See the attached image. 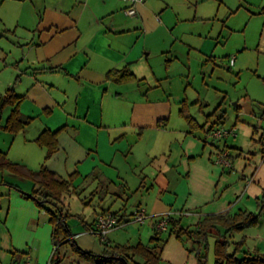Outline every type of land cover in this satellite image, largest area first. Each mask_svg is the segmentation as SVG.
Here are the masks:
<instances>
[{
    "label": "crops",
    "instance_id": "1",
    "mask_svg": "<svg viewBox=\"0 0 264 264\" xmlns=\"http://www.w3.org/2000/svg\"><path fill=\"white\" fill-rule=\"evenodd\" d=\"M149 1L137 5V15L130 17L123 13L128 6L123 0H0V75H5L0 81V99L13 89L21 98L20 114L32 119L17 134L0 128V151L24 173H38L44 165L59 180L72 181L70 193L81 194L88 187L92 189L91 202L99 201L92 220H81L84 228L76 234L68 223L72 238L84 251L97 255L104 252V246L97 243L99 238L90 232L100 215H117L128 225L134 212L141 208L149 216L145 225L153 236L156 224L168 213H173L178 223L175 231L197 230L206 218L258 215L255 224L234 231L227 238L230 252L236 243H241L244 251L264 254V94H247L243 104H234L236 122L226 129H234L237 136L227 137L222 143H217L210 134L211 128L226 127L222 104L206 115L204 125H200L190 113L187 100H181L179 117L183 125L176 139L180 162L172 164V159L165 155L159 165L155 146L161 135L167 136L168 141L173 132L169 128L173 94L163 87L161 79L151 86L145 84L146 78L136 74L144 68L139 64L144 59L148 62L153 53L147 42L142 43L141 35L146 30L149 36L161 27L170 31L171 24L163 25L157 20L158 12L166 15L171 8L189 9L190 5L186 0ZM263 9L264 6L260 7L254 16L264 19ZM203 21L200 20V34L194 32L200 37L198 48H188L196 50L211 64L219 58L217 51L223 34L212 35L214 23ZM209 26L212 28L206 32ZM258 50L264 54V21ZM228 62L231 70L236 63L231 66L230 59ZM165 64L171 69L173 59L166 56ZM121 72L131 73L134 80L109 78L110 73ZM7 110L9 114L4 121ZM11 111L9 107L3 112L1 127ZM45 131L58 134V150L48 160L46 148L37 144ZM257 140L259 154L255 152L257 149L249 152L250 143ZM133 143H145L147 161L155 164L158 160L159 169L150 177L153 183L149 188L146 177L137 178L140 189L156 194V204H139L130 213L127 203L133 188L127 164ZM223 153L228 154L230 169L216 165ZM4 175L14 181L8 183L19 187V190L9 188L5 195L16 209L28 213L24 219L28 227L30 219H35L37 207L23 194H29L34 183L9 173ZM63 207L68 222L71 214L64 202ZM183 211L194 213L188 225L183 222L185 217L179 215ZM9 216L10 213L7 223ZM9 229L14 238L16 233L19 235L18 229L13 226ZM224 233L225 229L218 226L209 235H216L218 240ZM14 238L11 248L15 255L9 264L26 260L32 264L48 263L41 254L48 248V241L39 240L31 245L29 238L22 236L17 241ZM108 244L113 247L110 241ZM39 249L42 250L38 254ZM162 257L171 264L164 257V250Z\"/></svg>",
    "mask_w": 264,
    "mask_h": 264
},
{
    "label": "rangeland",
    "instance_id": "2",
    "mask_svg": "<svg viewBox=\"0 0 264 264\" xmlns=\"http://www.w3.org/2000/svg\"><path fill=\"white\" fill-rule=\"evenodd\" d=\"M161 1L168 2L167 0H156V2ZM172 1L176 2L178 0ZM186 3L190 5L189 9L184 7L171 8L166 11V15L158 12L157 20L163 25L171 24V26L169 25L170 31L161 27L149 36H147L146 30L141 35L143 37L142 43L147 42L153 53L148 62L144 59L139 64V66L143 65L144 68L136 74L140 78H146L145 84L149 83L151 86L157 85L159 83L158 79H161L163 87H167L168 91L173 94L171 96L173 111L169 126L170 131L173 132L168 141L167 136L161 135L155 146L159 165H161L162 158H165V155L169 156L167 159H172V164H179L180 162V147L177 145L176 139L180 136L183 125L179 117L181 100H187L190 105V113L200 125H204L206 115L212 113L217 106L222 104V110L226 111L225 128H229L236 122L235 103L243 104L247 94L252 96L264 94V54H261L258 50L264 19L254 16V13L264 6V0H186ZM195 18L198 21H194ZM186 19H189V21ZM200 20H204L203 23H207L205 20H208V23H214L212 35L218 37L223 34L217 51L219 58L215 63L208 64L195 52L196 50L188 48L189 46L193 49L198 48L200 37L197 35L202 31L200 30L202 24ZM209 28L212 27H207L205 31L208 32ZM171 32H173L172 35ZM194 32L198 34H194ZM163 53H166V55ZM166 56L173 59L171 69L166 67ZM233 57L237 58L235 60L236 64L229 70L228 60L231 61ZM4 76L0 75V81ZM134 95L136 96V92ZM127 98H131V95H128ZM255 110L258 111L256 106ZM8 114L9 110L4 114V121ZM219 128L224 127H217L215 130ZM211 141L212 139H210ZM222 142L224 140H217V143ZM259 146L258 140L254 141L250 143L248 151L257 149L255 152L259 154ZM130 151H132V156L127 164L130 168V170L127 169V174L133 189L131 198L127 203V210L132 213L136 210L135 206L139 204L146 205L145 203H149L151 206H153V203L156 204V194H150L148 189H140L137 178L146 177L149 188L153 183L150 177L153 178L155 171L159 169V165L158 160L155 161V164H152L151 160L147 161L148 146L145 143L130 144ZM156 176L157 174L155 178ZM132 178L135 179V182L132 181ZM10 179V176L0 174V182L3 180L14 182ZM8 189L7 186H0V264H9L14 254L11 248L14 237L9 229L10 226L19 230V235L15 234V241H17V238L22 239V236H24V238L32 240L31 245L39 240L49 242L48 248L45 249L44 253H41L47 259L48 263L46 264L51 262L52 264H86L70 244L63 245L53 258L55 248L51 243L52 225L50 224V214L46 211H53V206L46 204L44 205L46 210H43L31 201L36 205L37 212L35 219H30L27 227L24 219L28 213L16 209L14 204L11 205V200L5 195ZM85 190L81 194H66L63 198V202L71 214L68 223L73 230V234L79 232L78 229L84 228L81 220L84 219L86 222L92 220L94 210L99 202L98 199L91 202L93 200L92 189L88 187ZM180 195L182 196L181 199L184 200L183 192ZM116 203L119 205V202ZM182 214H186V211H183ZM190 214L194 215L193 212H190ZM192 215H185L181 218L185 217L186 219L184 218L183 222L188 225L192 220V218L190 220ZM131 219L130 224L108 234L107 240L113 244V247L137 246L140 243L148 245L150 243L153 234L150 235L147 232L149 228L145 223L148 220L144 224H140L134 221V216H131ZM189 230L195 231V229ZM35 231L38 232L34 234ZM159 238L162 241L164 257L170 260L171 264H199L196 257L199 253V244L194 240V236L190 237L189 234H184L179 239L176 232L171 229L169 232L161 234ZM86 239L90 240V238ZM207 241V246L204 245L201 254L206 257V264H215L214 246L217 236L209 235ZM97 243L102 245L100 239L97 240ZM41 250H38V254ZM166 264L170 263L166 262Z\"/></svg>",
    "mask_w": 264,
    "mask_h": 264
},
{
    "label": "trees",
    "instance_id": "3",
    "mask_svg": "<svg viewBox=\"0 0 264 264\" xmlns=\"http://www.w3.org/2000/svg\"><path fill=\"white\" fill-rule=\"evenodd\" d=\"M109 78L116 81L134 80L133 75L129 72L110 73ZM20 101L21 98L16 96L13 89L8 90L0 99V120L3 112L9 107L12 108L6 124L3 127L0 125V128L11 134L19 133L32 121V119L25 118L20 114ZM220 117L224 119L223 115ZM213 131H215V128H211L210 134ZM57 135V133L45 131L37 140V144L47 150L46 160L51 158L58 150ZM5 173H9L21 180L33 181V190L29 194H23V196L33 200L39 208L46 210L44 205L49 204L53 206V211L46 210L50 214V224L53 228L52 242L54 248H56L53 258L63 245L70 244L86 264H166L162 257V241L159 238L164 232L158 230H156L148 245L140 243L137 246L112 247L109 244H103L104 252L101 255L84 251L78 246L76 240L72 238V233L67 222V214L63 207V198L65 194L70 193L72 181L59 180L44 165L38 173H24L18 164L10 161L7 154L0 151V174L4 175ZM0 186H7L10 189L19 190L18 186L4 180L0 183ZM113 216L118 217L123 222V218L117 215ZM257 219L258 215L246 213L235 217H212L206 218L201 222L199 228L195 231L183 228L175 231L178 223L173 218L169 221V228L173 227V232H176L177 238L179 239L184 234H189L190 237L194 236V240L199 244V253L196 255L199 264H206V257L201 254V251L204 245L207 246L208 236L212 229H218V226L224 228L225 233L215 243V264H264V254H253L244 251L241 243H236L233 252H230L231 244L227 238L228 234L234 231H241L255 224Z\"/></svg>",
    "mask_w": 264,
    "mask_h": 264
},
{
    "label": "built area",
    "instance_id": "4",
    "mask_svg": "<svg viewBox=\"0 0 264 264\" xmlns=\"http://www.w3.org/2000/svg\"><path fill=\"white\" fill-rule=\"evenodd\" d=\"M128 6L124 10L125 15L134 17L137 15L136 6L139 4H143L146 0H123ZM235 58H232L230 64L231 66L234 64ZM211 136L216 140H223L227 137L233 136L236 137V131L234 129H226V128H219L212 132ZM216 165L225 167V168H231V162L229 160L228 154L223 153L221 157H219L216 160ZM183 213V212H182ZM181 212L179 215L185 216V215H192L188 212L186 214H182ZM149 216L147 212L144 209H137V211L134 214V221L140 224H144L146 220H148ZM174 218L173 213H168L165 215L163 219H161L156 224V229L160 232H167L169 229V221ZM124 224L120 221V219L113 215H100L95 224L94 227L91 229V233L96 235L102 245L108 244L107 236L110 232L122 227ZM56 249V248H55ZM14 264H32L29 260H26L25 262H16ZM51 264V263H49Z\"/></svg>",
    "mask_w": 264,
    "mask_h": 264
},
{
    "label": "water",
    "instance_id": "5",
    "mask_svg": "<svg viewBox=\"0 0 264 264\" xmlns=\"http://www.w3.org/2000/svg\"><path fill=\"white\" fill-rule=\"evenodd\" d=\"M24 193V192H23ZM26 194V193H25Z\"/></svg>",
    "mask_w": 264,
    "mask_h": 264
}]
</instances>
